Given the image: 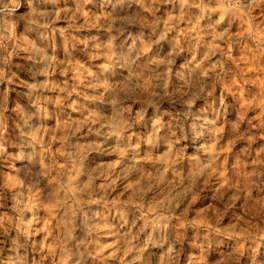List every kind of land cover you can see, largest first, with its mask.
<instances>
[{
  "label": "rangeland",
  "instance_id": "rangeland-1",
  "mask_svg": "<svg viewBox=\"0 0 264 264\" xmlns=\"http://www.w3.org/2000/svg\"><path fill=\"white\" fill-rule=\"evenodd\" d=\"M0 264H264V0H0Z\"/></svg>",
  "mask_w": 264,
  "mask_h": 264
},
{
  "label": "clouds",
  "instance_id": "clouds-1",
  "mask_svg": "<svg viewBox=\"0 0 264 264\" xmlns=\"http://www.w3.org/2000/svg\"><path fill=\"white\" fill-rule=\"evenodd\" d=\"M132 2H133V0H123V3H127L129 5H131ZM193 128L195 129V125H193Z\"/></svg>",
  "mask_w": 264,
  "mask_h": 264
}]
</instances>
